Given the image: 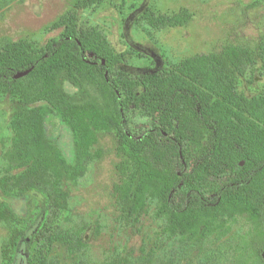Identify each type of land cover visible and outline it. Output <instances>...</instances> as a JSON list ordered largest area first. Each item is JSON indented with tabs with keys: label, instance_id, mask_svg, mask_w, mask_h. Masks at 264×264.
Wrapping results in <instances>:
<instances>
[{
	"label": "trees",
	"instance_id": "1",
	"mask_svg": "<svg viewBox=\"0 0 264 264\" xmlns=\"http://www.w3.org/2000/svg\"><path fill=\"white\" fill-rule=\"evenodd\" d=\"M117 1L78 0L76 7H116ZM142 18L154 29H167L185 26L192 14L148 9ZM49 27L63 32L45 46L29 39L0 42V96L16 99L8 163L28 182L52 175L65 203L60 184H74L83 175L98 133H115L119 182L113 195L124 221L138 225L154 203L168 240L201 248L232 236L231 264H264V95L248 96L238 87L249 66L264 64V43L196 54L164 75L116 79L110 68L125 55L101 31L70 13ZM130 106L158 118L161 127L134 137L125 121ZM50 120L69 129L71 161L51 135ZM188 144L201 147L190 171ZM206 183H212V193L199 186ZM10 184L2 182L5 188ZM15 184L21 188L20 179ZM11 214L0 208V222ZM31 243L32 237L23 236L22 258ZM142 255L151 263L150 253Z\"/></svg>",
	"mask_w": 264,
	"mask_h": 264
},
{
	"label": "rangeland",
	"instance_id": "2",
	"mask_svg": "<svg viewBox=\"0 0 264 264\" xmlns=\"http://www.w3.org/2000/svg\"><path fill=\"white\" fill-rule=\"evenodd\" d=\"M77 1L0 0V42L29 39L45 46L63 32L50 24L70 13L86 27L101 31L116 53L125 55L122 64L110 68L111 75L136 80L164 75L186 58L219 52L230 44L255 47L264 43V0H118L116 7L83 10L76 7ZM148 9L161 13L187 10L192 19L183 27L154 29L142 18ZM238 87L248 96L264 95L260 60L247 68ZM15 105L14 96H0V208L12 212L8 221L0 222V264H231L232 236L211 239L201 248L168 240L161 234L163 222L155 216L154 203L138 225L122 219L113 195V186L119 182L115 133H98V143L91 149L94 157L85 162L83 175L74 184H60L59 189L67 193L65 203L52 175L25 181L22 170L5 159L12 148ZM124 113L136 138L161 127L158 118L142 109L130 106ZM48 126L71 161L74 151L69 129L55 120ZM186 147V170L190 171L201 147ZM4 179L11 183L9 188L2 186ZM199 186L207 193L215 189L212 183ZM21 190L26 193L21 195ZM25 235L32 237V243L22 258L18 245ZM142 252L150 253L151 263L142 259Z\"/></svg>",
	"mask_w": 264,
	"mask_h": 264
},
{
	"label": "water",
	"instance_id": "3",
	"mask_svg": "<svg viewBox=\"0 0 264 264\" xmlns=\"http://www.w3.org/2000/svg\"><path fill=\"white\" fill-rule=\"evenodd\" d=\"M30 71H31V70H28V71H25V72L18 73V74L15 75L14 78H15V79H20V78H22V77L28 75V74L30 73ZM242 165H243V163H242Z\"/></svg>",
	"mask_w": 264,
	"mask_h": 264
}]
</instances>
